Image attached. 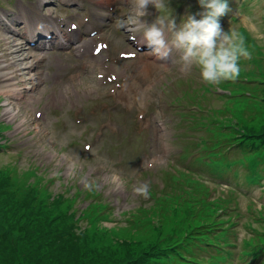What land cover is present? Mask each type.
Masks as SVG:
<instances>
[{"label": "rangeland", "instance_id": "1", "mask_svg": "<svg viewBox=\"0 0 264 264\" xmlns=\"http://www.w3.org/2000/svg\"><path fill=\"white\" fill-rule=\"evenodd\" d=\"M81 2L48 0L45 7L41 0H0V264H82L84 260L88 264L110 263L107 254H113L112 259L117 260L121 250L118 242L121 241L130 244L137 259L125 264H146L150 255L163 250L154 244L145 252L148 247L144 244L151 238L152 228L143 226L136 230L127 222L134 218L138 223L144 216L140 207H148L153 202L138 189L147 185L149 194L163 185L164 174L175 175L168 166L174 151L170 138L186 131L187 124L181 123L172 111L162 114L155 111L164 129L153 134V143L147 147L131 124L125 122L126 118L117 114L119 101L117 91L111 90L112 83L96 78L79 87L65 83L52 71L58 62L52 61L51 54L43 47L45 39L38 38L32 46L28 44L32 38L30 30L51 29L59 22L66 30L71 21L79 23L84 13L79 5L88 7ZM177 2L181 4V11H185L194 0L169 1L170 11L172 4ZM227 4L230 10L222 29L242 33L251 52L250 59L240 61L239 78L232 85L224 82L223 89H230L232 97L212 95L205 87L198 89L188 83L174 101L177 104L194 102L204 112L198 120L192 116L204 127L207 139L199 140L198 154L186 159L188 179L204 191L216 189L217 194L228 200L232 194H237V202L229 204L235 222L230 231L233 234L229 236L237 245L232 248L234 254L242 248L241 239L260 229L257 220L247 215L246 208L249 204L254 208L264 205V182L262 188L258 185L264 178V160L262 154L245 155L241 148L230 146L223 138L230 137L232 130L225 132L223 128L230 124L235 126V123L240 126V120L244 119L241 114L255 110L246 96L249 91L260 92L256 82L264 80V0H227ZM103 37L109 48L94 57L96 64L111 55L112 50H131L110 28ZM93 43V40L86 42L85 49H90ZM172 63L169 62V66ZM28 64L37 67L25 73L28 68L24 66ZM173 67L180 70L178 76L183 81L188 77L196 83L200 80V75L192 69L185 70L180 64H173ZM165 71L163 68L152 70L150 77H144L133 62L117 56L109 64L107 75L114 73L117 78L123 77L129 86H135L144 77L133 110L128 101L123 105L135 118L136 112L144 108L142 92H156V84L160 86L169 78L167 76L162 82ZM33 77L47 79L46 85L35 94L29 92L36 86ZM11 87L15 88L13 92ZM14 92H22L25 97L10 99ZM155 92L150 94L155 95ZM205 100L212 109H204L201 102ZM225 107L231 110L230 114L222 113ZM35 110L42 111L40 119L34 117ZM77 113L80 123L75 122ZM94 118L100 121L93 126L111 124L98 141L92 142L90 152L83 153L80 145L86 140L85 134ZM260 120L254 123L258 130L264 129V116ZM94 134L91 131L88 136ZM148 163L153 164L150 171L145 170ZM209 176L215 182L207 180ZM222 181L225 182L220 192L218 184ZM227 201L215 203L213 216L217 214L214 210L225 209ZM89 205L94 207L97 216L88 217L80 229H72L77 238L69 240L66 237L67 217L71 213L67 212L84 217L82 212L86 213ZM176 207L173 216L164 219L167 222L159 228L162 236H169L172 226L179 221V210L189 208L190 204L179 207L181 209ZM258 215L261 217L262 213ZM146 221L144 219L143 223ZM119 260L120 264L124 262L122 258Z\"/></svg>", "mask_w": 264, "mask_h": 264}, {"label": "clouds", "instance_id": "2", "mask_svg": "<svg viewBox=\"0 0 264 264\" xmlns=\"http://www.w3.org/2000/svg\"><path fill=\"white\" fill-rule=\"evenodd\" d=\"M87 1L90 4L97 0ZM198 2L204 9L201 18L187 15L178 26L170 11L169 0H125L124 4L131 7V11L126 19L117 20L116 26L141 33L147 49L158 60L173 58L185 70L197 69L201 79L209 86L235 81L242 71L240 61L251 58L246 38L237 31L229 29L225 32L222 29L219 17L230 10L227 0ZM150 6L154 7L158 15L148 23L145 18L150 15ZM61 27L57 30L63 31ZM166 31L170 33L168 39L165 38ZM117 36L124 41L123 35ZM130 43L123 42L126 46H130ZM138 191L147 197L148 186L144 185Z\"/></svg>", "mask_w": 264, "mask_h": 264}, {"label": "trees", "instance_id": "3", "mask_svg": "<svg viewBox=\"0 0 264 264\" xmlns=\"http://www.w3.org/2000/svg\"><path fill=\"white\" fill-rule=\"evenodd\" d=\"M251 80V79H250ZM253 80V79H252ZM260 87V92L249 91L247 93L246 98L250 101L249 103L255 109L254 111L250 109V111L244 112V119L240 120V126L235 123L233 126L225 125L223 130L229 132L232 130V138L236 142L238 146L243 148L245 151V155L255 154L263 155L264 160V129L256 128L254 123L258 122V120L262 119L264 116V80L261 78L256 82ZM230 84H233L231 82ZM258 88V87H256ZM226 111H222L223 114H230L231 110L225 107ZM261 122V120H260ZM232 127V128H231ZM4 144L1 145V147ZM4 147V146H3ZM46 185H48L46 183ZM190 203H187L185 199L184 202L180 204L170 203L168 197H157L156 201L149 206V208H143V219H139L138 223H136L134 218L129 219L127 222L129 225H133L136 227V230H140L141 227H151L152 235L148 240L145 247L148 249L145 251H149L150 248L153 247L154 244L158 245V249H163L160 252H156L150 255L144 263L146 264H199V259L194 256L195 246L193 245L194 240H200L202 243L201 247L211 245L210 241L207 239L206 235L212 234L211 227L215 226L216 221L210 220V217H214L212 213V207L209 206V200L207 198H202L199 200L198 196L191 195ZM198 201V202H197ZM199 203V204H198ZM190 204L189 208H185L181 211L179 221L177 224L172 226L169 236H162L161 226L163 222L166 223L168 217L173 216V213L176 211L175 208L185 206ZM193 204V208L191 205ZM198 204V206H197ZM88 211L86 213L82 212V216L71 213V216H68L69 220V229L67 231V238L69 240H75L77 238L76 234L72 232V229L81 228L84 226V223L89 219L88 217H96L97 212L95 211L92 205H89ZM141 210V209H140ZM142 211V210H141ZM184 212V213H183ZM93 214V215H92ZM87 215V216H86ZM146 219V223H143V220ZM139 224V225H138ZM157 224V225H156ZM207 234L205 235V233ZM259 240L264 241V230L262 233H258ZM214 237V236H212ZM148 244V245H147ZM133 246V244L131 243ZM118 246L120 247V254L118 259H112L114 257L113 254L108 255L107 261L110 263H101V264H120L119 259H123L125 264L127 262H135L137 259L134 257V251H131L130 244L124 241L118 242ZM104 251V250H103ZM107 251V250H106ZM109 251V250H108ZM104 254V253H100ZM114 260V262H113ZM82 264H88L87 260L82 261ZM95 264V263H93Z\"/></svg>", "mask_w": 264, "mask_h": 264}, {"label": "bare ground", "instance_id": "4", "mask_svg": "<svg viewBox=\"0 0 264 264\" xmlns=\"http://www.w3.org/2000/svg\"><path fill=\"white\" fill-rule=\"evenodd\" d=\"M158 69V68H157ZM5 87V86H4ZM15 88L11 87L10 91L13 92ZM6 131V130H5Z\"/></svg>", "mask_w": 264, "mask_h": 264}, {"label": "snow or ice", "instance_id": "5", "mask_svg": "<svg viewBox=\"0 0 264 264\" xmlns=\"http://www.w3.org/2000/svg\"><path fill=\"white\" fill-rule=\"evenodd\" d=\"M73 27H75V26H73ZM97 51H99V49H97Z\"/></svg>", "mask_w": 264, "mask_h": 264}]
</instances>
